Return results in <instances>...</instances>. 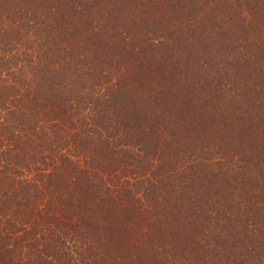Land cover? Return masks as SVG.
I'll return each mask as SVG.
<instances>
[{"label": "trees", "instance_id": "16d2710c", "mask_svg": "<svg viewBox=\"0 0 264 264\" xmlns=\"http://www.w3.org/2000/svg\"><path fill=\"white\" fill-rule=\"evenodd\" d=\"M0 264H264V0H0Z\"/></svg>", "mask_w": 264, "mask_h": 264}]
</instances>
